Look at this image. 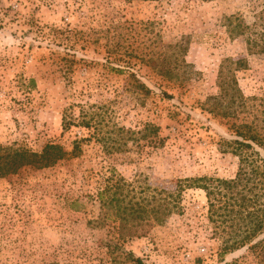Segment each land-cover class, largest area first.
<instances>
[{"label":"rangeland","instance_id":"obj_1","mask_svg":"<svg viewBox=\"0 0 264 264\" xmlns=\"http://www.w3.org/2000/svg\"><path fill=\"white\" fill-rule=\"evenodd\" d=\"M239 59L244 101L220 99ZM238 130L264 138V0H0V161L80 148L0 176V264H258L232 249L264 209L262 173L234 184L253 153ZM200 178L217 180L212 217ZM117 191L164 199V223L122 240Z\"/></svg>","mask_w":264,"mask_h":264},{"label":"trees","instance_id":"obj_2","mask_svg":"<svg viewBox=\"0 0 264 264\" xmlns=\"http://www.w3.org/2000/svg\"><path fill=\"white\" fill-rule=\"evenodd\" d=\"M153 1V0H152ZM230 34L232 36H237L243 33L244 27L242 23L234 24L230 21ZM172 48L171 57H165L161 60L158 58V61L161 60V66H170L172 64V58L175 57V63L179 62L180 56L185 54L186 48L183 44H177ZM168 55V54H167ZM245 59H239L237 61L229 60L221 66L219 72V87L221 89L220 99L227 100L231 102L244 101V97L241 91L238 89V81L235 77L236 72L240 69L246 67L244 63ZM168 73V72H167ZM171 79L174 76L170 77ZM156 133L159 131V128H155ZM238 137L233 140L234 144L237 145L236 150H253V153L241 159V168L238 173L237 179L234 181V184H237L238 180L242 181L246 177L257 175L262 173L264 176V158L261 157L260 153L255 151L254 146L258 145L264 148V138L258 134V132H237ZM80 148L77 146L75 150L70 154L65 152L63 147L59 145H48L43 150L41 154L30 153V152H19L15 155L14 159L9 163L6 161L2 163L0 161V176L4 177L10 173H15L19 168L23 166H34L39 169L49 168L55 166L57 163L66 160L70 155H75L78 153ZM242 155V153H241ZM258 157V158H257ZM263 170V172H261ZM249 179V178H248ZM198 186L205 190L209 202L211 217L217 214V180L200 178L194 180ZM264 186V185H263ZM181 188V186H179ZM106 192V190L104 191ZM104 192H101L102 196ZM119 191L114 192L113 196L107 200H111V204L114 202L117 203L116 211L119 214L118 219H120L121 225L120 228L122 232L120 238L126 240L128 238H140L144 237L149 228H152L156 225H161L165 221L166 212L163 210V203L161 202L164 199L153 197L152 200H155L156 204L153 208L148 209L146 206L136 203L137 208L131 203L123 206ZM170 196L174 194L170 193ZM145 199V198H144ZM258 212V210H257ZM262 215L256 218L246 229V236L239 241H236L232 246V249H239L245 247L247 244H251L249 247L250 252L253 254L254 258L258 260V264H264V209L261 210ZM140 230L142 232H140Z\"/></svg>","mask_w":264,"mask_h":264}]
</instances>
